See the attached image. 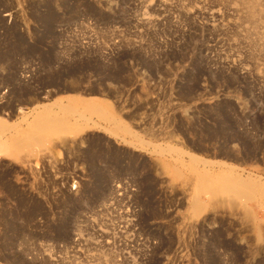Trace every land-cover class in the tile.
<instances>
[{
    "label": "rangeland",
    "instance_id": "374dc122",
    "mask_svg": "<svg viewBox=\"0 0 264 264\" xmlns=\"http://www.w3.org/2000/svg\"><path fill=\"white\" fill-rule=\"evenodd\" d=\"M0 123V264H264V0H0Z\"/></svg>",
    "mask_w": 264,
    "mask_h": 264
},
{
    "label": "bare ground",
    "instance_id": "6f19581e",
    "mask_svg": "<svg viewBox=\"0 0 264 264\" xmlns=\"http://www.w3.org/2000/svg\"><path fill=\"white\" fill-rule=\"evenodd\" d=\"M64 122V118L54 115L47 107L36 110L30 123L32 131L28 134V136L31 137V139H36V135L38 132L48 130L54 126L62 127L61 125ZM72 127L74 129V126ZM2 128L5 129V126L0 123V129ZM122 129L126 132L128 131L126 127H123ZM7 143L12 144L14 147H21L27 144L28 141L25 138L21 137L19 134H15L11 139L8 138L7 142L0 141V151L7 149ZM189 166L191 169L195 170L198 189H200V191L209 193L212 197H217L219 194L228 192H232L235 195L245 194L247 196L260 194L261 199L264 201V183H260L258 181L256 182L250 178H241L240 176H234L231 174V177L229 176L227 178L223 176H213L206 171L196 170L195 167L192 166V164H190Z\"/></svg>",
    "mask_w": 264,
    "mask_h": 264
}]
</instances>
